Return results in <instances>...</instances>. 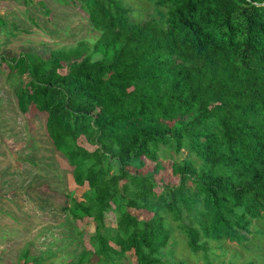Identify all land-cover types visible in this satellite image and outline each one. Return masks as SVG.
I'll return each mask as SVG.
<instances>
[{
	"label": "trees",
	"instance_id": "obj_1",
	"mask_svg": "<svg viewBox=\"0 0 264 264\" xmlns=\"http://www.w3.org/2000/svg\"><path fill=\"white\" fill-rule=\"evenodd\" d=\"M58 1L97 36L0 63L89 190L68 209L94 233L65 264H189L178 247L224 264L215 248L264 218V0Z\"/></svg>",
	"mask_w": 264,
	"mask_h": 264
},
{
	"label": "rangeland",
	"instance_id": "obj_2",
	"mask_svg": "<svg viewBox=\"0 0 264 264\" xmlns=\"http://www.w3.org/2000/svg\"><path fill=\"white\" fill-rule=\"evenodd\" d=\"M143 12L144 19L146 9ZM96 36L87 18L70 3L0 0V55L30 51L47 56L51 49ZM17 83V75L1 62L0 264L74 262L89 247L94 229L90 218L75 220L68 207L71 199L81 200L89 190L85 184L74 182L66 159L45 134L44 115H25L18 109ZM78 142L89 150L94 148L81 137ZM163 176L168 181L176 180L168 169ZM129 211L136 213L133 208ZM258 223L264 229V218L254 220L248 240L241 246L227 241L225 248H215L218 257L212 261L238 264L247 258H262L264 239L254 237ZM105 224L114 225L111 211L105 213ZM179 248L176 256L186 258L189 264H207L201 253L193 257Z\"/></svg>",
	"mask_w": 264,
	"mask_h": 264
}]
</instances>
